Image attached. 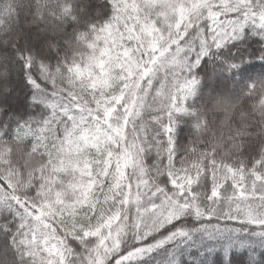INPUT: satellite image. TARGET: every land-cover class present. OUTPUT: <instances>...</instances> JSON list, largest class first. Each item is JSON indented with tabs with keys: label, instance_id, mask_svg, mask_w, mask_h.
Listing matches in <instances>:
<instances>
[{
	"label": "snow or ice",
	"instance_id": "1",
	"mask_svg": "<svg viewBox=\"0 0 264 264\" xmlns=\"http://www.w3.org/2000/svg\"><path fill=\"white\" fill-rule=\"evenodd\" d=\"M0 264H264V0H0Z\"/></svg>",
	"mask_w": 264,
	"mask_h": 264
}]
</instances>
